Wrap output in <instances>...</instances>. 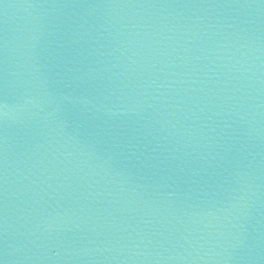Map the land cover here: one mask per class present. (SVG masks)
Masks as SVG:
<instances>
[{"label":"water","instance_id":"obj_1","mask_svg":"<svg viewBox=\"0 0 264 264\" xmlns=\"http://www.w3.org/2000/svg\"><path fill=\"white\" fill-rule=\"evenodd\" d=\"M0 264H264V0H0Z\"/></svg>","mask_w":264,"mask_h":264}]
</instances>
